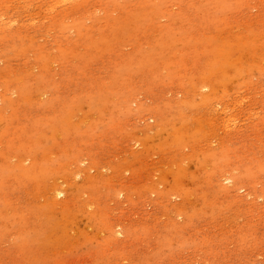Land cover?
Wrapping results in <instances>:
<instances>
[{"label": "rangeland", "instance_id": "obj_1", "mask_svg": "<svg viewBox=\"0 0 264 264\" xmlns=\"http://www.w3.org/2000/svg\"><path fill=\"white\" fill-rule=\"evenodd\" d=\"M0 264H264V0H0Z\"/></svg>", "mask_w": 264, "mask_h": 264}, {"label": "bare ground", "instance_id": "obj_2", "mask_svg": "<svg viewBox=\"0 0 264 264\" xmlns=\"http://www.w3.org/2000/svg\"><path fill=\"white\" fill-rule=\"evenodd\" d=\"M8 22V21H7ZM10 23H12V22H10ZM5 24V23H4ZM6 25V24H5ZM7 26V25H6Z\"/></svg>", "mask_w": 264, "mask_h": 264}]
</instances>
